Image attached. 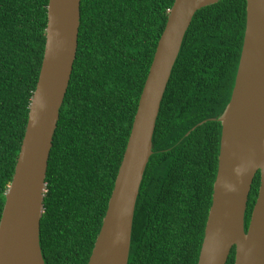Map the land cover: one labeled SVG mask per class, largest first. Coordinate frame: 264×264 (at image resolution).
I'll return each instance as SVG.
<instances>
[{
  "label": "trees",
  "instance_id": "obj_1",
  "mask_svg": "<svg viewBox=\"0 0 264 264\" xmlns=\"http://www.w3.org/2000/svg\"><path fill=\"white\" fill-rule=\"evenodd\" d=\"M173 3L80 0L77 51L45 177V264L89 261ZM47 4L0 0V218L41 67ZM245 14V0H220L191 20L155 122L127 264H197L217 171V119L234 85ZM258 187L259 173L245 229ZM233 263L234 249L226 264Z\"/></svg>",
  "mask_w": 264,
  "mask_h": 264
},
{
  "label": "water",
  "instance_id": "obj_2",
  "mask_svg": "<svg viewBox=\"0 0 264 264\" xmlns=\"http://www.w3.org/2000/svg\"><path fill=\"white\" fill-rule=\"evenodd\" d=\"M219 1L174 0L87 264H127L135 204L172 68L194 14ZM245 2L234 85L217 119L221 126L217 171L197 264H226L232 249L233 264H264V0ZM79 8L80 0H48L41 67L0 218V264H45L39 244L45 177L76 56ZM257 173V197L245 229L248 195Z\"/></svg>",
  "mask_w": 264,
  "mask_h": 264
}]
</instances>
